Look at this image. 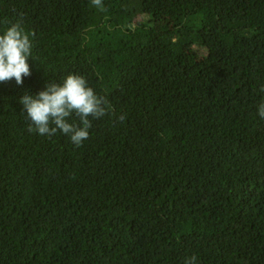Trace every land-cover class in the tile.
I'll use <instances>...</instances> for the list:
<instances>
[{
  "label": "trees",
  "instance_id": "16d2710c",
  "mask_svg": "<svg viewBox=\"0 0 264 264\" xmlns=\"http://www.w3.org/2000/svg\"><path fill=\"white\" fill-rule=\"evenodd\" d=\"M20 18L0 264H264V0H0V33ZM68 74L112 106L79 147L29 132L19 103Z\"/></svg>",
  "mask_w": 264,
  "mask_h": 264
},
{
  "label": "clouds",
  "instance_id": "9594fccd",
  "mask_svg": "<svg viewBox=\"0 0 264 264\" xmlns=\"http://www.w3.org/2000/svg\"><path fill=\"white\" fill-rule=\"evenodd\" d=\"M91 2L99 6L102 0ZM6 23L8 26L0 33V82L14 79L17 85H21L23 77L31 75L28 60L32 56L33 44L24 30L23 18ZM19 103L30 121L29 132L51 137L59 131L69 136L77 147L88 139L92 120L112 111L107 98L98 95L83 76L75 74H68L62 84L46 83L44 89L35 95L25 92ZM73 115L79 119V124L69 122ZM258 115L264 119V101L258 105ZM118 119L124 117L121 115ZM185 264H197L196 256L188 257Z\"/></svg>",
  "mask_w": 264,
  "mask_h": 264
}]
</instances>
